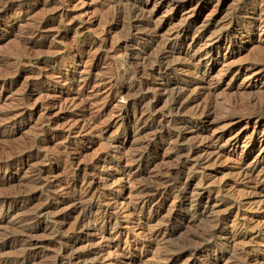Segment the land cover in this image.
I'll use <instances>...</instances> for the list:
<instances>
[{"label": "rangeland", "instance_id": "rangeland-1", "mask_svg": "<svg viewBox=\"0 0 264 264\" xmlns=\"http://www.w3.org/2000/svg\"><path fill=\"white\" fill-rule=\"evenodd\" d=\"M261 174L264 0H0V264H264Z\"/></svg>", "mask_w": 264, "mask_h": 264}, {"label": "bare ground", "instance_id": "bare-ground-1", "mask_svg": "<svg viewBox=\"0 0 264 264\" xmlns=\"http://www.w3.org/2000/svg\"><path fill=\"white\" fill-rule=\"evenodd\" d=\"M4 1H5V0H4ZM7 1H9V0H7ZM3 3H4V2H3ZM3 3H2V4H3ZM2 4H1V5H2ZM5 4H6V2H5ZM8 6H9V4H8ZM3 7H4V5H3ZM1 8H2V7H1ZM131 11H132V10H131ZM137 11H138V10H137ZM137 11H136V12H137ZM128 13H129V11H128ZM134 14H135V13H134ZM257 28H258V27H257ZM257 28H256V29H257ZM222 37H223V36H222ZM224 37H225V36H224ZM224 37H223V39H224ZM216 38H217V37H216ZM213 40H214V39H213ZM224 40H225V39H224ZM234 43H235V42H234ZM166 48H167V47H166ZM211 49H212V48H211ZM164 50H165V48H164ZM199 50H200V49H199ZM205 50H206V49H205ZM199 52H200V51H199ZM161 53H162V52H161ZM162 55H163V54H162ZM167 56H168V55H167ZM204 56H205V54H204ZM155 59H156V58H155ZM159 59H160V58H159ZM165 60H166V59H165ZM158 61H159V60H158ZM158 61H157V62H158ZM163 64H164V63H163ZM160 67H161V66H160ZM166 67H167V66H166ZM158 68H159V67H158ZM158 68H157V70H158ZM160 70H161V69H160ZM135 71H136V70H135ZM136 72H138V71H136ZM168 83H169V81H168ZM137 84H138V83H137ZM140 84H141V83H140ZM144 84H146V83H144ZM168 85H169V84H168ZM136 86H137V85H136ZM140 86H141V85H140ZM175 86H176V85H175ZM177 86H178V85H177ZM137 87H138V86H137ZM145 87H146V86H145ZM138 88H139V87H138ZM140 88H141V87H140ZM179 88H181V87H179ZM172 89H173V88H172ZM177 89H178V87H177ZM177 89H176V90H177ZM188 89H189V88H188ZM164 90H165V89H164ZM166 90H167V89H166ZM185 90H186V89H185ZM177 94H179V93H177ZM177 96H178V95H177ZM143 98H144V97H143ZM172 101H173V100H172ZM179 101H180V100H179ZM175 102H176V101H175ZM179 103H180V102H179ZM176 104H177V103H176ZM180 104H181V103H180ZM243 104H244V103H243ZM172 105H174V104H172ZM180 106H181V105H180ZM176 107H177V106H176ZM176 107H175V108H176ZM181 108H182V107H181ZM226 108H227V107H226ZM177 111H178V109H177ZM17 114H19V112H18ZM183 124H184V123H183ZM179 127H183V125H182V126H179ZM184 127H187L186 124H185ZM184 129H185V128H184ZM186 130H190V129L187 128ZM183 132H184V131H183ZM179 133H180V132H179ZM176 134H177V133H176ZM171 136H172V135H171ZM175 136H176V135H175ZM178 136H179V135H178ZM178 136H177V137H178ZM182 136H183V135H182ZM220 136H222V135H220ZM231 136H232V135H231ZM231 136H229V137H231ZM237 136H238V135H237ZM173 138H174V137H173ZM217 139H218V138H217ZM226 140H228V138H226ZM205 141H206V140H205ZM218 141H220V140H218ZM213 142H214V141H213ZM213 142H212V143H213ZM224 142H225V141H224ZM227 142H228V141H227ZM212 143H211V144H212ZM220 143H221V142H220ZM198 144H199V143H198ZM202 144H203V143H202ZM196 145H197V144H196ZM207 145L209 146V144H207ZM217 145H218V144H216V146H217ZM230 146H231V145H230ZM210 147H211V146H210ZM214 147H215V146H214ZM217 147H218V146H217ZM208 148H209V147H208ZM207 150H208V149H207ZM210 151H211V150H210ZM210 151H209V152H210ZM213 151H214V150H213ZM216 151H217V150H216ZM210 153L212 154V151H211ZM213 153H214V152H213ZM214 154H215V153H214ZM262 157H263V156H262ZM260 160H261V159H260ZM254 165H255V164H254ZM242 168H243V166H242ZM240 169H241V168H240ZM240 169H239V170H240ZM261 172H262V171H261ZM247 173H248V172H247ZM247 173L245 172L246 175H248ZM256 174H257V173H256ZM258 174H260V173L258 172ZM241 175H242V174H241ZM249 175H250V174H249ZM243 176H244V174H243ZM256 176H257V175H256ZM253 177H254V176H253ZM257 177H258V176H257ZM249 178H251V176H250ZM255 178H256V177H255ZM252 179H253V178H252ZM252 181H254V180H252ZM255 183H256V185L259 184V185H261L262 188H264V174H261V175L259 176V179H258L257 182H255ZM252 186H253V185H252ZM253 187L255 188V186H253ZM254 188H253V191H254ZM258 189H259V188H258ZM254 192H255V191H254ZM263 192H264V191H263ZM256 193H257V192H256ZM261 194L263 195V193H261ZM71 198H72V197H71ZM10 199H11V198H10ZM13 199H14V198H13ZM75 201H76V200H75ZM77 201H78V199H77ZM26 220H27V219H26ZM22 256H23V255H22ZM24 256H26V255H24ZM24 256H23V257H24ZM24 259H26V258H24Z\"/></svg>", "mask_w": 264, "mask_h": 264}]
</instances>
